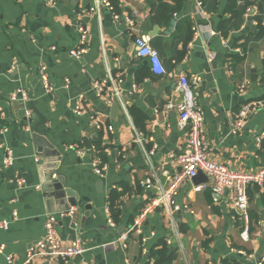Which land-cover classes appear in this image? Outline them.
<instances>
[{"label": "crops", "instance_id": "crops-1", "mask_svg": "<svg viewBox=\"0 0 264 264\" xmlns=\"http://www.w3.org/2000/svg\"><path fill=\"white\" fill-rule=\"evenodd\" d=\"M116 1L117 12L100 3L95 13L90 8L96 0H0V264H8L7 256L13 264H24L29 245L44 236L46 215L70 210L55 230L63 244L79 239L83 251L68 259L36 255L30 264H222L224 259L264 264V185L247 189V240L240 235L243 225L232 212L229 195L214 202L203 174L182 180L170 212L156 207L141 233L130 231L135 216L156 193L139 181L153 172L167 185L179 171L172 156L183 150L186 130L179 127L177 112L164 105L179 99L174 89L181 73L201 77L194 92L204 110L209 156L237 170L264 166V107L238 133L230 129L242 103L264 98V0ZM159 3L174 8L169 24L156 17ZM238 17L237 28L224 35L221 20L233 24ZM188 19L190 37L183 23ZM78 21L88 31L87 50L80 58L70 55L80 46ZM211 30L217 33L211 35ZM137 34L149 37L165 74H154L148 60L135 55ZM43 66L49 90L40 78ZM95 80L118 84L123 103L99 98L92 88ZM237 81L246 84L243 93L234 90ZM20 89L29 96L31 124L22 103L10 98ZM36 126L64 152L60 174L65 187L78 195L76 205L66 195L55 199L43 189L31 138ZM6 148L13 156L9 165L3 163ZM147 150L152 151L153 170L146 163ZM94 163L105 166L102 176L93 171ZM20 178L25 180L22 186ZM199 184L206 186L196 191ZM3 220L9 221L6 228ZM161 242L168 248L162 249Z\"/></svg>", "mask_w": 264, "mask_h": 264}, {"label": "built area", "instance_id": "built-area-1", "mask_svg": "<svg viewBox=\"0 0 264 264\" xmlns=\"http://www.w3.org/2000/svg\"><path fill=\"white\" fill-rule=\"evenodd\" d=\"M46 3H53L56 0H44ZM100 3L108 9L112 10V6L109 0H96V5L91 7L90 10L99 13ZM200 5V2H198ZM200 12L203 11L200 9ZM114 17L119 19V14L113 11ZM129 26L133 25V20L125 18ZM264 25V20H263ZM79 33L80 46L70 51V55L76 58H80L83 53L86 52V42L88 38L87 28L81 21H78L75 25ZM195 27V26H194ZM217 32L211 30L210 34L214 35ZM135 55L139 58H146L151 65L152 72L156 75H163L166 73L163 67L160 55L157 49L151 45L150 39L145 34H137L133 41ZM211 59V58H209ZM40 78L44 87L49 90V80L46 68L43 66L40 69ZM120 81V80H119ZM118 81V82H119ZM201 82V77L196 73L179 74L176 80L175 92L178 93L179 99L175 102L168 101L164 105L165 110H175L178 115L179 127L186 130V139L183 150L172 156V161L179 167V171L170 177V181L167 185H162L152 172L150 176L145 177L139 181V185L144 189H155L156 193L151 198L150 202L143 206L138 214L133 219V223L130 227V231L139 234L142 231L143 222L148 213L152 212L156 207L163 208L167 211H171L174 204V196L177 193L178 187L183 179L194 178L199 173L205 175L208 179V187L212 200L217 202L224 193L229 195L232 202V212L234 216L239 218L242 222L241 237L247 240L249 238V198L247 189L251 184L264 185V166L255 170H237L233 169L226 164L217 161L209 156L211 150L209 141L206 137L204 127V110L198 104L195 88ZM246 84L244 82H235L234 90L238 93H243ZM92 88L95 94L110 103L113 100L123 103L121 91L116 85H108L107 81L95 80L92 84ZM14 101L21 102L24 109V115L28 123L31 124L32 112L26 108L29 101L27 92L20 89L17 92L11 94L10 97ZM264 107V98L253 99L242 103L238 110L234 113L230 120V129L232 133H238L244 121L253 113ZM92 120L96 128H101L102 124L98 121L97 117L92 116ZM107 130L112 131V125H107ZM135 138L141 143V133L136 131ZM71 148H76L79 154H84L85 150L79 149L77 145H71ZM5 156L3 163L9 165L13 156L11 149H5ZM152 151L147 150L145 153L146 163L150 170H153V163L151 160ZM105 170V166H99L97 163L93 164V171L96 175L102 176ZM53 177H56L54 174ZM25 183L24 178H20L18 184L22 186ZM206 184H199L195 186L196 191L202 190ZM72 210L69 212H57L46 215L45 218V233L44 236L34 242H32L27 251V259L24 264H30L31 259L36 255L45 257H60L62 259H68L80 254L83 251V247L79 239H73L68 245L63 244L57 236L55 230V224L61 217L72 214ZM13 216H16V212L13 211ZM108 224L113 226L114 222L111 217H108ZM9 221L3 220L1 222L2 227H7ZM174 233L179 235L178 229L174 224ZM122 235L121 238H125ZM143 240V239H141ZM3 245H0V252ZM242 253V250H237ZM6 260L8 264H13L11 256H7Z\"/></svg>", "mask_w": 264, "mask_h": 264}, {"label": "water", "instance_id": "water-1", "mask_svg": "<svg viewBox=\"0 0 264 264\" xmlns=\"http://www.w3.org/2000/svg\"><path fill=\"white\" fill-rule=\"evenodd\" d=\"M218 59L219 55L217 54L211 61L213 68L216 67ZM211 76L210 74L206 77L208 84H210ZM31 138L36 149V157L38 159V167L42 175V181L46 188L43 189L49 195L55 197V199L62 198L66 195L69 197V204L71 206L76 205L78 195L72 189L65 187L64 177L60 174L64 152L58 146V142L51 140L46 132L38 129L37 126L33 128ZM54 174L56 177H53Z\"/></svg>", "mask_w": 264, "mask_h": 264}, {"label": "trees", "instance_id": "trees-1", "mask_svg": "<svg viewBox=\"0 0 264 264\" xmlns=\"http://www.w3.org/2000/svg\"><path fill=\"white\" fill-rule=\"evenodd\" d=\"M110 3L112 4L113 6V9L115 10V12H117V10L114 8V7H117V1L116 0H109ZM162 8V11L163 12H159V9ZM174 11V8L166 5V4H163V3H159L158 4V8H157V11H156V17L158 19L159 22L163 21L164 23L166 24H169L170 23V20H171V14L172 12ZM228 11H231V9ZM242 12V11H241ZM162 13V17L160 16ZM238 22H240V17H238V19H236V21L233 23V24H230L228 22V20H221L220 24H219V29L221 30V32L226 35V31H228L229 28L233 29V28H237L238 25ZM183 23H185L188 27H189V37L191 35V30H190V26H191V22L188 20H184ZM184 46H185V43H184ZM132 114L134 115V109L133 108H130ZM114 192L111 193V196H110V199H111V202L113 201L114 199ZM163 248L162 249H166L168 247H166V245L161 242L160 243ZM222 264H240L239 262H231L227 259H224L222 261Z\"/></svg>", "mask_w": 264, "mask_h": 264}]
</instances>
